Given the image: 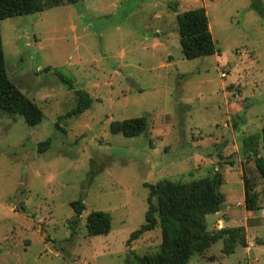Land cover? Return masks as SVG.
Returning <instances> with one entry per match:
<instances>
[{"label": "rangeland", "instance_id": "rangeland-1", "mask_svg": "<svg viewBox=\"0 0 264 264\" xmlns=\"http://www.w3.org/2000/svg\"><path fill=\"white\" fill-rule=\"evenodd\" d=\"M252 2L80 0L1 21L8 75L44 117L30 125L0 109V264H138L162 242L159 225L128 242L145 222L147 184L216 173L225 201L207 215L208 232L243 225L247 245L195 247L188 264H264V177L242 142L264 126V16ZM199 6L219 51L187 59L177 14ZM53 68L94 98L90 108L66 116L75 88ZM140 116L149 128L139 135L110 130ZM77 199L86 208L74 228ZM92 210L111 213L109 233H87Z\"/></svg>", "mask_w": 264, "mask_h": 264}, {"label": "trees", "instance_id": "trees-1", "mask_svg": "<svg viewBox=\"0 0 264 264\" xmlns=\"http://www.w3.org/2000/svg\"><path fill=\"white\" fill-rule=\"evenodd\" d=\"M80 0H0V109L8 114L22 115L26 123L36 125L44 117L42 109L35 101L25 95L8 75V68L3 49L1 21L4 18L42 12L63 4H75ZM251 7L264 16L261 0H253ZM175 9L174 5H171ZM179 42L185 58L195 59L218 52L210 29L209 17L204 6L187 9L177 14ZM52 68L47 66L44 71ZM59 79L75 88L74 80L53 68ZM76 105L66 116H76L90 108L94 98L84 89H76ZM149 128L146 116L113 120L110 130L124 136H136ZM261 138V141H259ZM243 152L254 157L256 169L264 177V156L258 150L262 143L264 149V126L260 135L252 134L243 138ZM51 144L50 139L39 143L40 151H45ZM245 205L249 210L258 209V194L253 181L243 173ZM221 178L216 173L213 177H203L191 181L163 178L149 187L148 209L145 222L130 235L128 242L137 239L157 225L161 227L162 242L154 253L137 255L138 264H188L195 247L208 248L212 243L222 240L223 252L231 254L238 244L247 245L246 230L243 225L222 227L218 231L208 232L207 215L221 210L225 195L220 190ZM76 217L74 228L86 208L83 199L71 202ZM111 213L104 210H92L86 217L87 233L90 236L109 233Z\"/></svg>", "mask_w": 264, "mask_h": 264}, {"label": "crops", "instance_id": "crops-1", "mask_svg": "<svg viewBox=\"0 0 264 264\" xmlns=\"http://www.w3.org/2000/svg\"><path fill=\"white\" fill-rule=\"evenodd\" d=\"M221 212L219 211V212H217V213H215V214H220ZM245 227V226H244Z\"/></svg>", "mask_w": 264, "mask_h": 264}]
</instances>
